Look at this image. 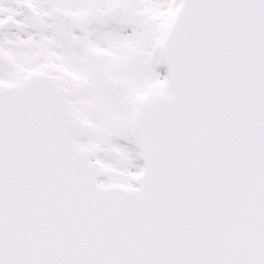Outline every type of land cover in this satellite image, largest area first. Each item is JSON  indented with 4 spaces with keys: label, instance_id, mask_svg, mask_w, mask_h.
<instances>
[{
    "label": "snow or ice",
    "instance_id": "snow-or-ice-1",
    "mask_svg": "<svg viewBox=\"0 0 264 264\" xmlns=\"http://www.w3.org/2000/svg\"><path fill=\"white\" fill-rule=\"evenodd\" d=\"M0 264H264V0H0Z\"/></svg>",
    "mask_w": 264,
    "mask_h": 264
}]
</instances>
